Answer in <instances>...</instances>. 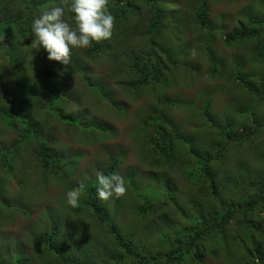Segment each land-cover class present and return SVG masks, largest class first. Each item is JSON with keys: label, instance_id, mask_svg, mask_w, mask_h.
Listing matches in <instances>:
<instances>
[{"label": "rangeland", "instance_id": "374dc122", "mask_svg": "<svg viewBox=\"0 0 264 264\" xmlns=\"http://www.w3.org/2000/svg\"><path fill=\"white\" fill-rule=\"evenodd\" d=\"M33 1L45 5L41 12L53 7H64L65 18L71 22V13L67 11L69 0ZM144 1L131 0V8L134 10H127L125 17H114L113 34L110 39L100 42L105 49L98 54L99 57L90 59L88 47L72 50L67 65L52 61L54 67L50 65L48 70L60 76L64 83V99L59 104L62 117L48 113L44 105L45 98L54 93V85L51 80L44 79L41 68L37 69L36 61L43 57L42 49L36 52L31 44L32 37L30 43L22 42L18 50L14 47L17 54L15 59L22 68L18 74L25 78L22 84H26L29 97L23 115L31 117L38 132L50 140L48 149L70 166L62 167V173L58 176L51 170L42 171L38 167L40 161L37 158L40 143L31 139L16 146L23 137V124L16 118L18 127L10 128L0 121V152L13 149L10 157L12 172L8 173L14 175L15 182L19 181L18 184L9 181L6 167L0 163V200L8 199L16 206L13 210H3L0 215L2 249L9 246L17 248L18 241V244H24L29 251H33L37 239L46 237L53 223H62V229L65 230L77 229L86 238L108 242V235L102 228L95 231L91 229L89 221L85 220L89 214L87 211L81 216L70 213L71 207L66 205L65 196L67 191L77 189L78 185L80 187L81 181L84 187L87 186L88 182L96 179L97 172L106 174L113 163L112 158L118 160L116 172L125 178L127 187L131 178H134L139 192L143 193L153 180L158 181L166 175L173 181L174 190H177L178 203L184 204L189 195L192 196L187 175L185 171L179 170L184 160L173 159L171 162L170 159L172 167L165 169L154 164L161 151L151 150L153 143L158 140L153 127L158 125L165 128V124L160 120L150 123L147 119L151 113L160 115L164 111V103L152 95V90L136 91L132 86L135 78L128 74L123 76L120 69L122 63L128 64L134 57L141 58L151 44L155 46L156 54L160 48L166 58L173 62L181 59L180 64L190 70L187 73L184 69L172 68L175 71L174 80L171 72L169 89L164 92L166 100L177 103L166 112V117L184 135L195 134V144L202 149L194 148L188 138L187 142L182 140L189 148L205 150L208 141L218 139L212 136L213 132L205 126L200 114L201 106L207 98L212 101V119H217L218 114L231 116L230 110L237 103L253 108L248 91L235 81L232 74L235 73V65L244 59L249 63V67H246L248 72L261 70L259 65L264 67V63L254 56L257 44L251 42L237 48L225 45L224 39L240 27L243 18L264 14V0H207L208 30L202 29L197 23L195 5L198 0H149L157 3L164 24H160L156 27L157 32L152 33L149 32L151 12ZM2 7L7 13L14 8L10 1H5ZM18 39L13 32L10 33L7 49L9 44H14ZM2 50L0 52L4 55ZM209 57L219 69L215 75L211 73L213 67ZM28 64L32 66L26 68ZM7 75L11 76L9 70ZM6 82L4 87H0V94H8L5 91L9 89L7 96L12 97L14 88L9 86L8 79ZM0 99L3 100L4 96ZM256 108L259 113H263L264 102ZM235 122L236 128L238 126L237 129L242 130L244 120L238 119ZM171 150L180 151L177 144L174 148L172 145ZM260 151H264V132L257 140L244 144L239 151L234 152L226 167L233 168L240 176L242 173L239 167L236 168L239 163L258 172L264 169V162L258 154ZM162 158L161 162L167 161V158ZM242 178L249 181L248 177ZM126 194L127 191L122 196L123 207L126 210L129 206L130 212L121 214L120 220L128 228L135 226L139 245L151 251L155 247L156 232L161 229L174 231L172 225L166 226V219L173 217L174 212L169 207L165 211L166 215L139 218L138 206L135 208L132 196ZM19 208L30 215L22 213ZM81 241L82 238L76 243L80 244ZM166 244L159 239L157 241L158 247L167 249ZM207 261L208 264L223 263V260L210 256H207Z\"/></svg>", "mask_w": 264, "mask_h": 264}, {"label": "trees", "instance_id": "16d2710c", "mask_svg": "<svg viewBox=\"0 0 264 264\" xmlns=\"http://www.w3.org/2000/svg\"><path fill=\"white\" fill-rule=\"evenodd\" d=\"M5 1H10L14 7L9 9L8 13L2 7ZM144 2L151 12L149 32H157L156 27L163 24L162 14L156 2L149 0ZM131 4V0H107L109 11L118 18L125 17L127 10H134ZM195 7L198 25L208 30L207 0H198ZM44 8V4H36L33 0H0V51L4 48L2 50L4 55L0 52V87H4L8 79L9 86L14 88L12 97L7 96L10 93L9 89L5 91L8 94H0V97L4 96L3 100L0 99V121L10 128H17L18 118L24 129L23 137L16 146L31 139L38 141L40 143V150L37 152L40 161L38 167L46 172L51 170L58 176L62 173V167L70 165L48 149L50 140L38 132L31 117L23 115L24 105L29 97L26 84H22L25 78L18 74V71H22L21 65L15 59L16 49L18 50L22 42L30 43L31 21L39 16ZM239 26L236 31L225 36V45L238 48L251 42L256 43L254 56L264 63V14L243 18ZM12 32L19 39L14 44H9L7 49V40ZM104 49L100 42H93L90 46V59L99 57L98 54ZM158 50L156 54L155 46L151 44L150 49L146 50L141 58L134 57L130 63H122L120 69L123 76L128 74L135 78L132 86L136 91L152 90V95L159 97L164 103V111L160 113L154 111L160 115L151 113L147 119L150 123L160 120L165 124V128L158 125L156 128L153 127L158 140L153 143L151 150L161 151L154 164L165 169L172 167L170 159L171 162L173 159L184 160L179 170L185 171L192 196L189 195L186 203H178L177 190H174L173 181L166 175L158 181L153 180L143 193L139 192L136 180L131 178L126 195L132 196L135 208L138 206L139 218L166 215L165 211L170 207L174 214L169 220L166 219V226L172 225L174 231L161 229L156 232L155 247L151 248V251L141 248L136 240L135 226L132 229L128 228L120 220L121 214L125 211L130 212L129 206L126 210L123 207L124 198H111L107 201L98 199L97 183L96 179H93L83 187L79 203L77 207L70 208V213L81 216L87 211L89 214L85 220L89 221L91 229L95 231L102 228L108 235V242L101 243L97 239L86 238L80 235L81 231L77 229L65 230L62 229V223H53L49 234L37 239L33 251H29L24 244H18V241L17 248L0 247V264H208L207 256L223 260L222 264H264V169L258 172L251 171L246 164L239 163L236 168L239 167L238 170L242 173L240 176L233 168L226 167L229 157L234 152L239 151L244 144L254 142L264 132V112L259 113L256 108L264 102V67L259 65L261 70L251 68L254 71L248 72L246 67H249V63L244 59L235 65V73L232 74L235 81L241 84L252 98V109L237 103L230 110L231 116L218 114L217 119H212V101L210 98L204 101L200 114L202 113L205 126L213 132L212 136L218 139L208 141L205 150H194L182 140L187 142L188 138L194 148L202 149L195 144L193 136L195 134L184 135L178 126L166 117V112L177 103L166 100L167 95L164 93L169 89L171 72L174 80L175 71L172 68L184 69L187 73L190 70L180 64L181 59L179 62H173L165 57L162 49ZM42 54L43 57L36 61L37 69L41 68L44 79L51 80L54 85V93L45 98L44 105L48 113L62 117L59 104L64 99V83L60 76L48 70V67L50 65L54 67V64L47 59V53L43 50ZM209 60L213 67L211 73L215 75L219 69L210 57ZM28 66L32 65L28 64L25 67ZM7 70L11 72V76L7 75ZM88 85H91L89 81ZM238 119L244 120V124H241L242 130H238V126L236 128L235 120ZM176 144L180 151L171 150L172 145L174 148ZM14 148L17 149L15 146ZM12 150L0 152V163L6 167L7 173L12 172L10 170ZM258 154L264 162V151ZM161 155L167 158L166 162H161L163 160ZM112 160L113 163L105 175L117 171L118 160L115 158ZM8 177L9 181L15 182L14 175L8 173ZM242 177H248L249 181ZM22 181L23 177L20 184ZM15 183L18 184L19 181ZM80 184H83L82 181ZM15 208L10 200L5 198L0 200V215L3 210ZM19 209L22 213L30 215L22 208ZM81 238V243L77 244L76 241ZM158 239L167 243L168 248L158 247ZM97 243L101 245L97 246Z\"/></svg>", "mask_w": 264, "mask_h": 264}, {"label": "clouds", "instance_id": "9594fccd", "mask_svg": "<svg viewBox=\"0 0 264 264\" xmlns=\"http://www.w3.org/2000/svg\"><path fill=\"white\" fill-rule=\"evenodd\" d=\"M67 11L71 13V22L65 18L64 7H53L33 18L30 25L31 44L36 52L42 49L49 61L63 65L69 63L72 50L110 39L114 27L107 0H69ZM96 183V196L102 201L120 198L127 191L125 178L117 172H97ZM83 187L81 184L80 188L66 192L67 206L77 207Z\"/></svg>", "mask_w": 264, "mask_h": 264}]
</instances>
